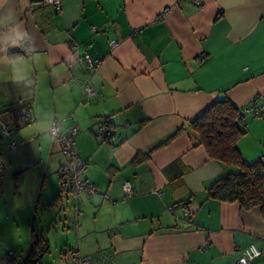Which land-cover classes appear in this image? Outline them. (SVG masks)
Returning a JSON list of instances; mask_svg holds the SVG:
<instances>
[{
  "label": "crops",
  "instance_id": "0c3cea01",
  "mask_svg": "<svg viewBox=\"0 0 264 264\" xmlns=\"http://www.w3.org/2000/svg\"><path fill=\"white\" fill-rule=\"evenodd\" d=\"M43 1L0 0V264L21 262L33 235L42 260L52 230L67 264H232L252 245L264 264V210L208 197L235 169L189 126L224 96L264 110V0ZM243 120L237 150L264 163V113ZM53 124L77 127L93 198L60 187L69 161Z\"/></svg>",
  "mask_w": 264,
  "mask_h": 264
},
{
  "label": "trees",
  "instance_id": "16d2710c",
  "mask_svg": "<svg viewBox=\"0 0 264 264\" xmlns=\"http://www.w3.org/2000/svg\"><path fill=\"white\" fill-rule=\"evenodd\" d=\"M244 118L241 110L224 96L214 101L189 126L210 160L226 169H235L212 184L208 197L220 202H237L244 210L254 207L264 210V163L262 159L252 164L244 163L236 147L245 134ZM46 250L47 244L33 235L29 253L21 264H37ZM15 260L8 254L1 263L13 264Z\"/></svg>",
  "mask_w": 264,
  "mask_h": 264
},
{
  "label": "built area",
  "instance_id": "2783aa9c",
  "mask_svg": "<svg viewBox=\"0 0 264 264\" xmlns=\"http://www.w3.org/2000/svg\"><path fill=\"white\" fill-rule=\"evenodd\" d=\"M43 3L53 8L55 12H60L61 10V0H44ZM197 8L203 7L202 2L197 1L194 3ZM89 63V66L92 68L97 65V63ZM84 92L88 97H93V90L88 84L84 85ZM264 110L262 108H256L255 102L250 108L244 109L241 111V116L245 117L246 115H251L252 117H263ZM78 134V129L75 126L68 128L65 131H62L57 124H53L49 130V136L51 140L59 145L62 156L66 157L69 161L68 167L61 172L60 184L61 188L69 193L74 201H78L80 196L84 195L87 198H93L98 194L97 188L86 182L81 178V172L85 167V162L79 157L76 149L74 148L75 137ZM0 136L8 137L9 128L7 123L0 119ZM109 136L104 128V125L99 126V138L101 140H106ZM15 143H10L9 148H13ZM123 191L126 195L131 193V188L129 182L123 184ZM262 252L255 246H249L241 251L240 256L232 264H251L256 259L261 256ZM9 256L15 258L16 260L13 264H21L17 261L19 257L18 254L14 252L9 253ZM75 264H92L88 259H81L76 257ZM4 264V263H2Z\"/></svg>",
  "mask_w": 264,
  "mask_h": 264
},
{
  "label": "rangeland",
  "instance_id": "374dc122",
  "mask_svg": "<svg viewBox=\"0 0 264 264\" xmlns=\"http://www.w3.org/2000/svg\"><path fill=\"white\" fill-rule=\"evenodd\" d=\"M60 187V181H58ZM53 231V230H52ZM50 231V233L46 232L45 235H48L50 241H51V248H50V254H47L42 260H40L37 264H67L71 260V256L69 252L67 254H58L55 253V243H54V235ZM70 241L72 242V238L70 237ZM23 258L19 259V261H22Z\"/></svg>",
  "mask_w": 264,
  "mask_h": 264
}]
</instances>
